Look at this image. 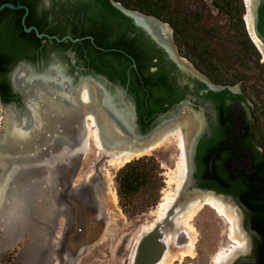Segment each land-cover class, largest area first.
I'll return each instance as SVG.
<instances>
[{"label": "flooded vegetation", "instance_id": "af4514ba", "mask_svg": "<svg viewBox=\"0 0 264 264\" xmlns=\"http://www.w3.org/2000/svg\"><path fill=\"white\" fill-rule=\"evenodd\" d=\"M112 1L135 12L150 31L138 27ZM213 1L219 11L229 12L228 0L226 4ZM242 2L243 12L237 18L217 21L205 32L219 35L216 26H228L232 37H240L242 45L253 50L256 61L264 62L248 31L245 0ZM3 3L20 7L0 10V26L12 28V36L27 46L18 56L8 58L0 76L3 108L12 103L19 111L23 107L11 72L25 62L37 72L61 67L69 85L57 86L67 91L73 106L79 104L84 81L105 86L113 94L115 86L122 88L135 105L140 133L169 120L175 123L164 130L171 132L179 128L180 118L190 116L191 127L183 134L194 185L222 195L240 215L249 250L239 254L234 264H263L264 98H259L258 89H249L244 77L237 76L226 61L210 58L204 47L205 56L196 57L192 50L196 45H186L184 41L203 42L197 33L191 34V27L205 26L182 18L179 12L167 13L171 8L167 0H0ZM258 12L257 27L264 37V0ZM24 26L32 29L26 32ZM54 99L51 94L50 100ZM10 110L13 116L17 114ZM54 114L65 117L52 106L45 110L43 120L30 116L43 122ZM33 128V134L40 135L36 124ZM52 142L63 152L69 148L58 139ZM49 197L53 217L60 202L55 194Z\"/></svg>", "mask_w": 264, "mask_h": 264}, {"label": "rangeland", "instance_id": "374dc122", "mask_svg": "<svg viewBox=\"0 0 264 264\" xmlns=\"http://www.w3.org/2000/svg\"><path fill=\"white\" fill-rule=\"evenodd\" d=\"M228 1L229 12L219 11L213 0H167L171 7L167 13L179 12L182 18L204 25L191 27V34L197 33L203 42L184 41L186 45H196L192 49L196 57L205 56L201 52L204 47L210 58L226 61L237 76L244 77L249 89H258L257 95L264 98V62H257L253 50L244 47L240 37L233 38L228 26L218 24L219 35L205 32L211 24L237 18L243 12L242 0ZM3 112L0 104V135ZM175 144L172 140L138 157L146 163L148 179L128 196H120L116 177L124 165L104 161L91 138L82 151L74 152L84 151L82 159L73 157L65 167L48 172L42 170L47 163L31 170L37 163L16 160L18 165L29 163L33 167H22L17 174L8 173L4 183L0 181V264H128L140 236L153 227L158 203L168 188V173L176 169L179 153ZM57 159L54 162H61ZM11 164L6 168L17 166ZM111 192L116 195L114 203ZM53 194L60 203L51 217L52 212L42 210ZM188 225V231L179 225L188 238L184 243L167 234L170 264H212L217 254L230 252L229 225L208 206H203ZM238 259L237 255L231 263Z\"/></svg>", "mask_w": 264, "mask_h": 264}, {"label": "bare ground", "instance_id": "6f19581e", "mask_svg": "<svg viewBox=\"0 0 264 264\" xmlns=\"http://www.w3.org/2000/svg\"><path fill=\"white\" fill-rule=\"evenodd\" d=\"M262 60H264V55L262 56ZM12 81L16 87L23 91L27 113H14L13 116L10 110L11 108L6 109V114L8 116L7 122L10 123V136L12 139L9 141V146L6 144L4 150L0 152V175L5 171V169H7L6 167L12 163L10 152L15 151L20 153V156H18L16 160L31 159V161H34V159L37 160L39 157L38 151L40 149L39 145H41V141H43L42 144L46 141L48 143L52 142V133L48 134L49 136H47L44 140L40 138V135L37 136L33 134L32 131H34L33 127L35 124L41 131L46 130V128L50 129L52 126L59 124L68 125V123H71V125H74V128L66 130L63 134H59V136L55 137V139H58L65 145H70V143L74 144L76 141L79 143L82 134V129L77 124L79 107L73 106L69 96L66 94L67 91L57 86L59 84L62 86L65 84L63 87L66 88V85H69L67 78L61 74L59 69L51 67L49 69V74L47 75H33L30 74L26 68L20 65L13 72ZM81 86V91L80 94H78L77 101L78 103L84 105H92L100 125L98 127V125L95 124L94 117L91 114H88L86 123L87 137L94 139L98 153L109 165H124L134 158L148 154L172 140L176 142V145L179 148V155L175 164L176 169L172 173H168L166 182L168 188L164 191L163 196L158 203L156 216L152 223V226H154V224L164 216L168 208L174 204L173 202H175L176 195L180 188H182V185L187 183V175L189 172L187 164L189 160L187 158L188 154L184 141L186 136L183 134V130L188 131L191 127L190 116L187 115V117L180 118L178 120L179 125L177 124L179 128L177 127L175 130H171V132L164 129L168 128L175 122L172 121V123L171 121H165V123L159 126L158 129L152 133L151 136L156 137L157 140L151 147L133 150L131 147L134 148L141 143L143 144L145 140L136 138L132 135L128 122V112H122L121 110L115 109L112 105L110 97L101 86L91 84L89 81H84ZM69 88H71V86ZM51 94L55 96L54 102L50 100ZM50 106L60 110L63 114H65V117L56 116L54 114L47 119L44 118L45 120L43 122H35V120L31 118L30 115L43 120L45 110H47ZM74 115H76V117H74ZM16 139L24 142L21 143L22 145L14 147L16 146L14 145V141H17ZM37 141L39 142L37 143ZM77 145L78 144H75L73 147L75 148ZM53 147L58 150L55 144ZM27 149L30 150L28 154H26L28 151ZM28 164L21 163L19 165H21L20 167L26 168L27 166L33 164V162L30 165ZM44 165L45 163L43 166ZM195 192L196 191L184 192L183 199L188 201V203L185 205L178 217V224L188 228L186 229V231H188V222L200 209H202L203 206H208L214 210L217 215L223 217L229 225L227 235L233 245L231 250H229L230 252L217 254L213 259L214 262L212 264H230L237 255L246 252L249 247L247 234L241 227L240 216L235 212L236 209L233 208V206L231 207L222 197L214 196L211 193ZM114 194V192H111L110 194L113 203L116 196ZM52 203L53 202L50 200L47 207L42 210V213H46L47 211V214L51 213L52 210L50 211V207L52 206ZM167 238L168 237L166 236L165 239ZM170 238L172 239V237ZM188 244L190 243L188 242L187 245ZM179 253L182 254V252ZM168 254L169 253L165 250L160 260L155 264H170L167 259ZM132 257L133 253L129 258L128 264L131 263Z\"/></svg>", "mask_w": 264, "mask_h": 264}, {"label": "water", "instance_id": "95a60500", "mask_svg": "<svg viewBox=\"0 0 264 264\" xmlns=\"http://www.w3.org/2000/svg\"><path fill=\"white\" fill-rule=\"evenodd\" d=\"M262 0H245V7H246V22H247V27H248V31L251 34L255 44L257 45L259 51L262 53V55H264V37L261 35V33L258 30L257 24H258V19H259V6L261 4ZM112 4L117 7L124 15L128 16V17H132L135 19V24L138 27H142L146 30H149L148 26L145 25V23L143 21L140 20V17H138L136 15L135 12L130 11L128 9H126L125 7H123L122 5L113 2ZM4 7H9V8H18L20 6H15L13 4L10 3H3L0 4V10H2ZM151 19V18H149ZM32 29V27H25L24 26V31L29 32ZM150 31V30H149ZM37 35L39 37H42V34L37 33ZM57 40H59L58 38H56ZM162 43V42H159ZM170 43V42H169ZM169 45H171V48H174V44L170 43ZM23 66L24 68H26L30 74L33 75H47L49 74V68H45L43 70V72H37L36 70H34L29 64L25 63V62H20L19 66ZM18 67V66H17ZM15 67L13 69V71L11 72V82L13 85V88L15 91L19 92L22 96V101H23V107L21 108V110H17L16 106L14 103L7 105L4 108V123H3V130L1 132L0 135V152L4 150V148L6 147V144L9 146V141L12 139V137L10 136V132H11V128H10V123L7 122L8 116L6 114V109L8 107L12 108L17 114H20L19 112L22 113H27V108H26V104L24 101V94L23 91L20 90L18 87H16L12 81V75L13 72L15 71V69L17 68ZM54 68L59 69L60 72L62 73V68L59 66H55ZM87 79L93 81V79H91L90 77H87ZM104 91L107 93V95L110 97V100L112 102L113 107H115V109L121 110L122 112L127 111L128 112V122H129V126L131 128L132 131V135L136 138L139 139H144L145 142L141 145H137L134 148L131 147V149L133 150H138L141 148H148L151 147L154 142H156L157 138L156 137H152V133L158 129L159 126H161L162 124L156 126L154 129H152L151 131L147 132V133H140L138 131V127H137V123H136V110H135V105L134 103L126 97L125 91L118 87L115 86V94L111 93L105 86H101ZM79 109H78V126H80V128L82 129V134H81V139L77 145V147H73V143H70L69 148L65 150V152H63L62 149L60 150H56L53 147V142L48 143L47 141L42 144L43 141H41V145H39L40 149H39V157L36 161H33V164L37 165H43L44 163H47V166L43 167V171H49L51 168L54 167H65L67 164L70 163L71 159L73 157H78L79 159H82L84 157V151L81 153H74L75 151H77L78 149L81 150L85 143L87 142V129H86V123H87V119H86V115L91 114L94 117L95 120V124L99 125V122L97 120L96 117V112L95 110L92 108L91 104H81L79 103L78 105ZM171 121V120H169ZM166 121V122H169ZM72 122V121H69ZM59 124V123H58ZM74 125H71V123H68V125H54L52 126L50 129L46 128V130H42L40 133V138H42V140H44L47 136L45 133L51 134V139L59 136V134H63L66 130H70ZM68 127V128H66ZM17 141H14V147H17L18 145H22L21 143H23L24 141H21L19 139H16ZM39 141H37L38 143ZM72 146V147H71ZM28 151L26 152V154H28L30 152L29 149H27ZM83 150V149H82ZM81 150V151H82ZM20 153L18 152H10V157H11V161L13 163H15V165L17 164V157L20 156ZM58 158V159H57ZM59 160L61 162H54V160ZM53 162V163H52ZM63 164V165H62ZM18 165V164H17ZM19 166H11L9 168H7L6 173H2L4 174L0 181L2 183H4V180L7 176L8 173L10 172H14V173H18L20 171L23 170L22 167ZM20 167V168H19ZM41 167H38V169H40ZM185 191H196V192H200V193H211L214 196H218V197H222L224 198L222 195H217L213 190H209V189H203V188H199L196 187L194 185V180L192 178V170L189 169L188 175H187V183L182 185V188H180V190L178 191L177 195H176V199L175 202H173L174 204H172V206L170 208H168V210L166 211V213L164 214V216L162 218H160L158 220V222H156L154 224V226L146 231L144 234H142L135 246V250H134V254L131 260L130 264H155L157 263L160 258L162 257L163 253L165 252V250L167 249V243H166V236L167 234H174L175 237H179L177 242L178 243H184L186 240L185 234L182 232V229L179 228V224H178V217L180 216L183 208L185 207V205L188 203V201H186L185 199H183V195Z\"/></svg>", "mask_w": 264, "mask_h": 264}, {"label": "trees", "instance_id": "16d2710c", "mask_svg": "<svg viewBox=\"0 0 264 264\" xmlns=\"http://www.w3.org/2000/svg\"><path fill=\"white\" fill-rule=\"evenodd\" d=\"M226 4L227 0H216ZM216 2V3H217ZM12 28L0 26V76L6 69L9 57H16L26 49V42L20 41L11 34ZM16 59V58H15ZM4 89V87H1ZM143 158L133 159L119 169L116 177L120 196H128L148 179V168ZM264 264V263H263Z\"/></svg>", "mask_w": 264, "mask_h": 264}]
</instances>
